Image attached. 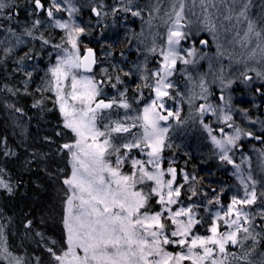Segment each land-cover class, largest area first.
I'll return each mask as SVG.
<instances>
[{"label": "snow or ice", "instance_id": "1", "mask_svg": "<svg viewBox=\"0 0 264 264\" xmlns=\"http://www.w3.org/2000/svg\"><path fill=\"white\" fill-rule=\"evenodd\" d=\"M218 3L223 5V11ZM132 4L133 0H118L110 11L142 18L140 6L134 8ZM254 6L253 0H171L170 10L163 17L164 34L159 44L154 39L147 48L141 84L132 97L121 76H113L108 68L98 66L93 48L82 47L81 37L88 34L89 26L77 22L80 7L75 0H29L30 25L17 31L0 24V32H6L5 39L10 41L3 49L5 58L29 41L38 40L41 48L55 50V61L41 69L42 83L36 88L41 99L32 105L42 107L45 99L51 101L61 115L62 128L72 136L70 142L58 148V152L69 155L71 173L62 181L66 186L61 220L63 243L57 246V241L52 240L53 246L46 247L53 264H264V178L258 181L251 172L244 174L232 155L242 149V139L264 142V135L235 124L232 97L224 94L235 81L220 78L221 103L214 105L208 102L212 93L205 79L199 80L200 91L189 96L173 79L179 72L191 81L187 66L204 58L202 49L208 40L201 33H215L221 22L220 17L213 18L216 13L209 9H216L233 28L244 25L242 43L251 37L264 40V3L256 14L252 13ZM18 7L12 0H0V19L19 24L13 19L19 15ZM91 12L98 25L108 15L102 0L99 6L91 7ZM152 12H160L159 0H155L149 15ZM59 13L65 15L61 17ZM50 28L61 31L59 43L43 35ZM47 55L51 58L52 52ZM148 56L155 58L153 69L147 68ZM40 58V53L25 51L17 61L16 71L25 77L26 94L38 66L25 67V60ZM137 70L141 71L139 66ZM248 71L262 81L254 91L264 98V70ZM123 75L130 77L132 72ZM241 77L246 85L253 81L246 72ZM106 87L114 93H106ZM4 88L13 95L20 91L7 85ZM143 89L148 90L147 95ZM196 100L203 101L196 107L198 122L218 149V159L234 166L233 175L241 186L226 204L222 200L226 189L212 188L210 195L197 186V177H190L183 169L178 174L172 162L165 167L164 151L171 146L167 143L169 121L181 123L179 105ZM206 117H215L216 128L205 123ZM250 123H259L264 133V121ZM5 154L14 155L10 150ZM246 160L245 157L242 163ZM0 188L9 194L13 191L3 175ZM25 227L31 228L32 221H27ZM36 236L44 239L39 232ZM0 259L7 264H26L9 251L2 226ZM35 264H39V257Z\"/></svg>", "mask_w": 264, "mask_h": 264}, {"label": "trees", "instance_id": "2", "mask_svg": "<svg viewBox=\"0 0 264 264\" xmlns=\"http://www.w3.org/2000/svg\"><path fill=\"white\" fill-rule=\"evenodd\" d=\"M75 2L80 7L77 22L82 26H89L88 34L81 37L82 47L93 48L96 51L98 66L108 68L113 76L119 74L125 82L124 86L128 87L129 97H132L137 85L141 84L140 76L143 74L145 56L148 55L147 48L152 45L154 39L159 44L160 36L164 34L163 17L165 12L170 10L171 0H159L160 12H152L151 15L149 12L155 6V0H133L132 6H140L142 9V18L132 17L122 11L113 14L110 8L117 6L118 0H102L104 11L108 12V15L102 18L99 25L91 7L99 6L100 0ZM12 3L19 6V15L13 17L19 24L2 19L0 24L20 31L22 26L31 23L32 18L28 13L29 0H12ZM253 3L255 6L252 13L256 14L264 0H253ZM218 7L223 11V5L218 3ZM195 11L197 15L200 14L199 5ZM209 11L216 13L214 19L220 17L223 26L218 22L215 33H201L202 37L208 40V45L202 49L204 58L198 60L195 65L187 66L192 80L186 75L182 77L179 72L173 79L185 96L198 93L199 80L205 79L212 93L208 102L214 105L221 103L220 78L235 81L231 88L224 90L226 97H232L235 124L255 132L256 135H264L259 123H250V120L264 121V98L254 91L262 81L255 77L254 72L248 71L250 68L264 70V52L261 51V48H264V40L251 37L248 42L242 43L246 30L244 25L239 24L233 28L223 21L216 9ZM58 15L63 17L65 14ZM190 18L195 21V17ZM225 28L228 30L225 31ZM237 32L240 33L239 36L236 35ZM7 35L6 32H0V40L3 41L0 43V169L3 170L0 175L9 182L13 191L9 194L6 189L0 188V226L6 237L7 247L13 255L22 257L26 264H35L36 257H39V264H53L46 247L53 246L52 240L57 241V246L63 243L64 229L61 220L64 215L66 186L62 181L71 173L69 155L66 152H58V148L61 144L70 142L72 136L62 128L61 115L51 101L45 99L42 107L34 108L32 105L41 99V93L36 92V88L42 83L41 69L55 61V50L41 48L38 40L29 41L5 58L3 49L10 43L5 39ZM43 35L52 43H59L62 33L58 29L50 28L44 31ZM258 44L260 47H257ZM25 51L41 54L39 60H25V67L38 66L27 85V94L23 84L25 77L22 72L16 71L17 61ZM49 52H52L51 58L47 55ZM154 60L155 58L148 56V69L155 67ZM137 66L141 71L137 70ZM182 67L185 66L178 65V68ZM128 71H131L132 75L124 76L123 72ZM242 72L253 76V81L247 85L242 83ZM4 85L14 91H20L13 95ZM122 87L118 85V88ZM143 90L147 95L148 90ZM105 92L112 95L114 90L106 87ZM202 102H181V123L169 121L171 127L167 134V143L171 146L166 147L164 151L165 167L172 162L178 174L183 169L190 177H197V186L209 191L210 195L212 188L217 191L226 189L222 197L226 204L228 198L237 194L241 186L237 176L233 175L234 166L218 159V149L212 143L208 132L198 122L196 107ZM10 105L12 107H9ZM16 109L22 111L17 112ZM241 109L245 111L242 112ZM205 123L213 128L217 126L215 117H206ZM57 132L61 135H56ZM240 143L243 145L242 149L232 154L235 163L241 165L244 174L251 172L254 178L260 181L264 178V142L246 138ZM9 150L14 155H6L5 152ZM245 157L247 160L242 163ZM257 187L259 191L261 185L258 184ZM255 207L253 206L254 210ZM29 220L32 221V227L26 228L25 224ZM37 232L43 235V240L36 236ZM0 264H7V261L0 259Z\"/></svg>", "mask_w": 264, "mask_h": 264}]
</instances>
